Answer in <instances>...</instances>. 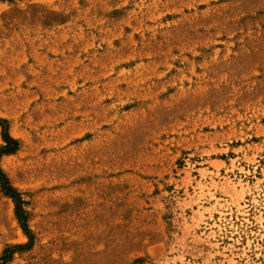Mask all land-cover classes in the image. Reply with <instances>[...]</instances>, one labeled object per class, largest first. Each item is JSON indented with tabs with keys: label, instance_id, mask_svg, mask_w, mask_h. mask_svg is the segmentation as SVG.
Returning <instances> with one entry per match:
<instances>
[{
	"label": "rangeland",
	"instance_id": "obj_1",
	"mask_svg": "<svg viewBox=\"0 0 264 264\" xmlns=\"http://www.w3.org/2000/svg\"><path fill=\"white\" fill-rule=\"evenodd\" d=\"M0 119L7 264H264V0H0Z\"/></svg>",
	"mask_w": 264,
	"mask_h": 264
},
{
	"label": "trees",
	"instance_id": "obj_2",
	"mask_svg": "<svg viewBox=\"0 0 264 264\" xmlns=\"http://www.w3.org/2000/svg\"><path fill=\"white\" fill-rule=\"evenodd\" d=\"M0 126L2 127L3 140L6 144L5 146H3L0 149V159H1L3 156H8V155H11V154H14L15 152H17V150L19 148V142L17 140H14L10 136L9 126H8V122L6 120L0 119ZM0 183H1L3 193L15 201V203L17 205V210H16L17 218L22 223V228H23L24 232L27 235H30L31 232L29 230L28 221H27V218L24 216L23 210H22V206L24 205V202L21 198V195L11 186L8 178L3 173L1 167H0ZM25 248H27V246H15V247L11 248V250H6L3 253V256L0 257V264H7L8 262H10L11 261V253L13 251L22 250Z\"/></svg>",
	"mask_w": 264,
	"mask_h": 264
}]
</instances>
